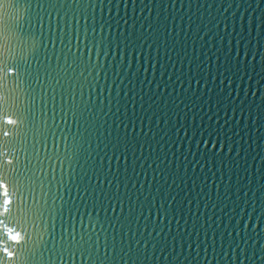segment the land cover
I'll list each match as a JSON object with an SVG mask.
<instances>
[{"label": "water", "instance_id": "obj_1", "mask_svg": "<svg viewBox=\"0 0 264 264\" xmlns=\"http://www.w3.org/2000/svg\"><path fill=\"white\" fill-rule=\"evenodd\" d=\"M0 264H264V0H0Z\"/></svg>", "mask_w": 264, "mask_h": 264}]
</instances>
